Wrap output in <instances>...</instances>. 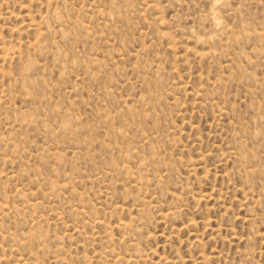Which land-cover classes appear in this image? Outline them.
I'll return each instance as SVG.
<instances>
[{"label": "rangeland", "instance_id": "rangeland-1", "mask_svg": "<svg viewBox=\"0 0 264 264\" xmlns=\"http://www.w3.org/2000/svg\"><path fill=\"white\" fill-rule=\"evenodd\" d=\"M0 264H264V0H0Z\"/></svg>", "mask_w": 264, "mask_h": 264}]
</instances>
